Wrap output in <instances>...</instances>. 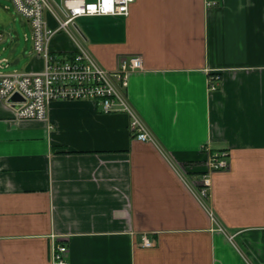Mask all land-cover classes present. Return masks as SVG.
I'll use <instances>...</instances> for the list:
<instances>
[{
    "label": "crops",
    "instance_id": "0c3cea01",
    "mask_svg": "<svg viewBox=\"0 0 264 264\" xmlns=\"http://www.w3.org/2000/svg\"><path fill=\"white\" fill-rule=\"evenodd\" d=\"M215 1L135 0L128 16L73 26L111 72L141 58L125 93L153 142L92 100L17 121L0 99V264H53L56 244L70 264H264V0ZM75 48L69 35L52 42ZM42 67L37 55L22 73ZM220 151L230 166L203 200Z\"/></svg>",
    "mask_w": 264,
    "mask_h": 264
},
{
    "label": "built area",
    "instance_id": "2783aa9c",
    "mask_svg": "<svg viewBox=\"0 0 264 264\" xmlns=\"http://www.w3.org/2000/svg\"><path fill=\"white\" fill-rule=\"evenodd\" d=\"M20 18L26 19L32 31V40L43 67L38 71L0 73V99L15 111V119L45 120L51 104L57 100H92L106 114L124 113L130 117V130L140 142H153V135L132 108L125 90L133 72L143 69L140 57L120 59L117 70L111 72L102 67L72 33L76 20L86 17L128 16L135 0H10ZM207 0L208 6L216 5ZM65 31L75 43L71 57L54 53V38ZM8 40L0 31V45ZM4 61L0 62L2 67ZM7 63H9L6 60ZM220 73L211 75L209 89H218ZM18 94L22 101L10 102ZM207 171L202 175L199 196L203 200L209 194L211 174L229 168L226 151L209 152ZM216 221V220H215ZM144 245L153 246L152 240L144 237ZM66 244L52 247L53 264H70Z\"/></svg>",
    "mask_w": 264,
    "mask_h": 264
},
{
    "label": "rangeland",
    "instance_id": "374dc122",
    "mask_svg": "<svg viewBox=\"0 0 264 264\" xmlns=\"http://www.w3.org/2000/svg\"><path fill=\"white\" fill-rule=\"evenodd\" d=\"M0 31L8 38L0 45V62L4 61L0 72H23L35 60L37 53L34 49L32 31L28 21L19 17L10 0H0ZM71 31L78 36L72 27ZM15 33H18V40ZM60 34L67 36L65 31ZM16 44V50L12 52ZM18 58L19 63L12 64Z\"/></svg>",
    "mask_w": 264,
    "mask_h": 264
},
{
    "label": "water",
    "instance_id": "95a60500",
    "mask_svg": "<svg viewBox=\"0 0 264 264\" xmlns=\"http://www.w3.org/2000/svg\"><path fill=\"white\" fill-rule=\"evenodd\" d=\"M58 4H60V0H55ZM15 35H16V38H17V40L19 39V36H18V33H15ZM17 47V44H16V46H15V48ZM15 48L12 50V52H14L15 51ZM18 63V61L17 62H15L14 64H17ZM23 99H22V97L21 96H19L18 94H16V95H14L11 99H10V102H19V101H22Z\"/></svg>",
    "mask_w": 264,
    "mask_h": 264
}]
</instances>
